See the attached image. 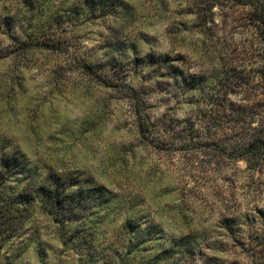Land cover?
Returning <instances> with one entry per match:
<instances>
[{"label": "rangeland", "instance_id": "1", "mask_svg": "<svg viewBox=\"0 0 264 264\" xmlns=\"http://www.w3.org/2000/svg\"><path fill=\"white\" fill-rule=\"evenodd\" d=\"M254 30L225 0H0V264H264Z\"/></svg>", "mask_w": 264, "mask_h": 264}, {"label": "trees", "instance_id": "2", "mask_svg": "<svg viewBox=\"0 0 264 264\" xmlns=\"http://www.w3.org/2000/svg\"><path fill=\"white\" fill-rule=\"evenodd\" d=\"M225 1L228 3L231 2L232 6L236 4L245 14H247L250 24H252V26L255 29L254 30L255 33L258 35L259 41L262 42V44H264V0H225ZM213 6H214L213 3H211L206 10H209V8L211 9ZM224 6L227 7L226 5ZM226 74L227 75L223 76L224 82L227 83V80L231 78V81L226 85L233 86L232 80L236 79L237 76L232 75L230 72H226ZM236 81H238L239 84L242 83L239 77L236 79ZM246 144H247L246 151H248L253 156H256L257 154L261 153L262 149H264V140L262 138H259L258 135L256 134L251 133V135L249 136V141ZM62 185L63 184L60 182V180L54 179L49 182L47 187L42 189V192L47 198V202L49 203L50 207L56 210H58L59 208H66L68 207V205H70L67 198L69 197V195L66 196L64 194ZM21 198L24 201L27 202L30 201V198L24 197L22 194H21ZM0 226H2V223H0Z\"/></svg>", "mask_w": 264, "mask_h": 264}]
</instances>
